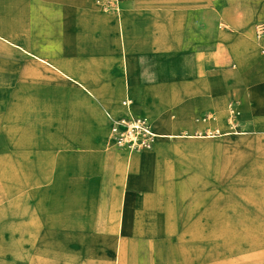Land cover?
I'll use <instances>...</instances> for the list:
<instances>
[{
    "label": "crops",
    "instance_id": "crops-1",
    "mask_svg": "<svg viewBox=\"0 0 264 264\" xmlns=\"http://www.w3.org/2000/svg\"><path fill=\"white\" fill-rule=\"evenodd\" d=\"M124 1L120 13L110 16L99 11L98 0H0V48L9 62L0 72L15 70L17 63L21 75L46 67L68 83L26 79L21 84L64 89L70 97H83L88 102L86 108L99 117L102 131H108L109 136L111 119L128 114L147 118L153 132L161 136L150 151L133 156L116 148L115 152L107 150L102 137L90 163L93 195L65 209L63 226L79 232L59 240V246L68 251L59 254L57 262L46 263L39 245L23 238L21 220L20 237L5 240L4 264H173L177 257L173 254V195L193 200L184 209L187 218L183 223L179 220L177 264H189L191 257L194 264H264V238L259 240L264 236V202L250 214V220L245 219L250 226L245 237L253 232L256 236L245 239L249 256L239 262L232 259V247L222 253L225 257L221 260L215 243H204L206 232L212 233L213 241L221 226L231 228L234 221L220 218L219 207H205L203 202L206 195H221V183H235L241 168L247 169L241 195L264 199V138L256 136L264 135V101L248 105V95L241 89L244 82L253 85L258 81L254 75L264 80V65H257L251 76L242 78V57L233 58L236 69L226 70L223 65L228 60L219 50L206 49L204 43L184 36L172 40L170 21L155 19L142 26L136 22L135 13L166 8L169 2ZM237 20L231 12L224 15L230 26L239 24ZM189 30L182 28V33H191ZM202 31L198 28L196 35L201 36ZM13 54L21 57L20 63H13ZM230 89H235L241 101L242 127L254 132L238 131L246 136L228 141L220 136L199 139L203 134H197L207 127L198 119L206 111L218 115L213 131L220 135L232 130L221 117L228 101L224 95ZM124 102L130 104L129 109ZM94 103L104 106L103 114ZM178 105L181 111L174 116L171 111ZM169 134L193 138L173 140ZM224 149L233 165L238 163L225 178L220 173ZM164 189H171L172 197L164 195ZM206 246L211 249V260L205 259Z\"/></svg>",
    "mask_w": 264,
    "mask_h": 264
},
{
    "label": "rangeland",
    "instance_id": "rangeland-1",
    "mask_svg": "<svg viewBox=\"0 0 264 264\" xmlns=\"http://www.w3.org/2000/svg\"><path fill=\"white\" fill-rule=\"evenodd\" d=\"M98 1L101 2L99 11L110 16L119 14L123 9L122 5L126 3L124 0ZM165 1L169 2L166 8L142 9L135 13L136 22L142 26L151 24L155 19L159 22L170 21L173 26L172 40L184 36L195 43L197 40L199 43H204L206 49L219 50L228 60L223 65L226 70L236 69L233 58L242 57L245 64L240 73L242 78L251 76L254 73L252 70L256 69L257 65H264V0ZM166 10L167 14L164 13ZM230 12L231 17L238 19L239 24L230 26L224 21V15ZM187 27L191 28L189 31L192 34L182 33V28ZM198 28L203 29L199 37L196 35ZM20 59L18 54H13L14 63H20ZM16 65L15 70L11 72H0V264H4L5 240L20 237L21 220L23 238L37 243L45 262L52 263L57 262L56 258L59 254L68 251L67 248L59 246V240H67L65 236L69 234L74 236L77 233L76 229L63 226V219L66 218L65 209L74 206L72 203L85 202V198L93 195L95 190H93L90 163L96 156V146L102 141L104 126L99 117L93 116L88 111L85 105V102H88L83 97L73 98L64 89L57 91L47 86L26 88L21 84L23 79H21L20 66L18 63ZM43 69L32 73L39 74L41 78L48 77L54 83H68L57 73L47 70L46 67ZM255 76L258 78L257 82L253 85L251 81L244 82L241 88L248 95V105L264 101V80H260V75H254V80ZM65 77L68 79L67 76ZM226 96L228 101L224 102L221 117L222 122L229 125L232 130L220 132L219 136L223 137L224 141H228L232 137L246 136L238 131L248 134L254 132L242 127L239 110L241 101L236 96L235 89L227 91L224 97ZM93 105L102 113V104ZM175 107L171 113L177 116L181 110L179 105ZM231 112L234 115L232 124L229 122ZM21 116L23 118H20ZM198 121L207 127L204 132L200 131L197 134H203L198 138L214 139L216 131L212 129L219 121L218 115L206 111ZM106 132L108 134V131ZM209 134L210 136L204 137ZM256 136L259 139L264 138V135ZM167 137L173 140L193 138L174 134H169ZM105 147L115 152L109 135ZM136 154L140 153L131 155ZM235 165L229 151L224 149L221 152V176L225 178L229 175L236 168ZM246 172V168H241L236 173L235 183L230 186L228 183H221V195L214 197L206 195L203 201L205 207H219L220 218H230L234 221L231 222V228L221 226V231L214 233L213 241L212 236H209L212 233L206 232L204 243L206 245L215 243V250L221 252V260L225 257L222 253L226 254L232 247L231 249H235L231 254L232 259L237 262L244 261L249 256L245 253L247 249L245 239L256 236L253 232L251 237L249 235L245 237V233L250 230L245 219L250 220V214L261 207L260 204L264 199L256 195H241L246 188V184L242 182ZM232 186L234 189L230 190ZM163 193L168 196L171 194V189H164ZM172 199L173 254L177 256L173 258V264H177L181 252L178 237L181 228L179 220L183 223V219L187 218L184 209L193 200L187 198V195H173ZM204 227L207 229L208 224H204ZM262 238L264 236L259 240ZM258 250H261L259 245ZM204 251L205 259L211 260L213 258L209 256L211 249L206 246ZM192 261L191 257L189 264H194Z\"/></svg>",
    "mask_w": 264,
    "mask_h": 264
},
{
    "label": "built area",
    "instance_id": "built-area-1",
    "mask_svg": "<svg viewBox=\"0 0 264 264\" xmlns=\"http://www.w3.org/2000/svg\"><path fill=\"white\" fill-rule=\"evenodd\" d=\"M129 103L124 102L123 106L129 109ZM233 112L229 115V122L234 121ZM214 136L219 133L214 132ZM157 139L153 132L149 120L145 117H133L128 114L126 117L111 119L110 121V140L113 146L119 150L130 154L150 151Z\"/></svg>",
    "mask_w": 264,
    "mask_h": 264
},
{
    "label": "bare ground",
    "instance_id": "bare-ground-1",
    "mask_svg": "<svg viewBox=\"0 0 264 264\" xmlns=\"http://www.w3.org/2000/svg\"><path fill=\"white\" fill-rule=\"evenodd\" d=\"M3 56V57H2ZM2 58V60H4V52L2 51V49L0 48V59ZM11 62V61H10ZM34 62V61H33ZM4 63H9L8 60H4V61H0V68L1 67H6L4 66ZM14 63V62H13ZM3 65V66H1ZM14 67H17L16 65H14ZM2 71V70H1ZM21 79L23 80H30V81H33V82H37V83H44V84H53V80L52 79H49L48 77H42L39 75V74H33L32 71L31 72H28V73H25L24 75H21ZM213 134V133H211ZM157 138H161V136H158L156 135ZM200 136H203V135H200ZM210 136V134L208 135ZM102 137H103V142L106 140H108V134L107 132L104 130L102 131ZM110 137V136H109ZM111 141V140H110Z\"/></svg>",
    "mask_w": 264,
    "mask_h": 264
}]
</instances>
